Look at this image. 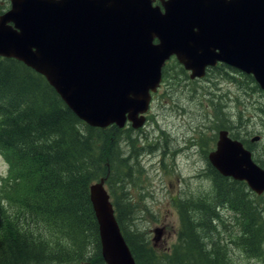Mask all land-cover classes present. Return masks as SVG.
<instances>
[{
	"label": "water",
	"instance_id": "obj_1",
	"mask_svg": "<svg viewBox=\"0 0 264 264\" xmlns=\"http://www.w3.org/2000/svg\"><path fill=\"white\" fill-rule=\"evenodd\" d=\"M10 2L0 15V57L43 75L89 126L122 127L127 120L141 126L139 113L148 109L171 55L191 78L220 61L252 75L264 92V0ZM208 160L221 175L264 191V169L226 129ZM89 197L105 263L135 264L103 178L90 185Z\"/></svg>",
	"mask_w": 264,
	"mask_h": 264
},
{
	"label": "trees",
	"instance_id": "obj_2",
	"mask_svg": "<svg viewBox=\"0 0 264 264\" xmlns=\"http://www.w3.org/2000/svg\"><path fill=\"white\" fill-rule=\"evenodd\" d=\"M224 67L219 64L214 68ZM246 76L253 82L251 75ZM131 129L89 126L41 74L15 58H0V153L7 156L9 174L19 177L15 183L26 180L21 195L9 196L17 210L0 206V264H106L89 186L101 178L108 184L134 183L140 167L138 152L126 151L130 143L136 148V138L129 136ZM120 133L125 135L126 150L115 138ZM131 157L135 161H129ZM209 177L212 193L204 196L203 203L196 204L203 196L195 202L190 198L177 203V241L169 252H163V263L145 244L142 232L128 230L131 205L121 186L123 203L115 196L111 200L136 264H229L225 261L226 253L219 250L223 247L210 239L203 241L197 231L200 222L192 217L197 213L204 217L203 211L207 209L215 221L224 220L219 210L225 208L237 217L241 211L248 212V218L259 227L244 226L240 244L250 252L260 250L264 224L259 217L254 218L245 182L224 177L211 166Z\"/></svg>",
	"mask_w": 264,
	"mask_h": 264
},
{
	"label": "rangeland",
	"instance_id": "obj_3",
	"mask_svg": "<svg viewBox=\"0 0 264 264\" xmlns=\"http://www.w3.org/2000/svg\"><path fill=\"white\" fill-rule=\"evenodd\" d=\"M9 8L10 0H0V15ZM168 65L163 75L165 82L155 96L149 116L144 119L145 125L141 129L132 126L129 136L136 138V148L130 143L126 150L125 135H115L118 144L127 152H138L140 172L134 183H104L110 199L117 197L120 204L124 199L122 189L127 191V202L131 205L128 230L142 232L145 244L162 263L166 255L163 252L171 250L177 240L180 215L176 205L179 200L191 198L195 202L203 196L199 203L196 202L200 205L205 201L204 196L212 193L213 182L209 177L212 165L208 153L216 148L220 129H226L232 138L247 143L255 159L264 164V92L254 78L252 82L246 76L249 74L231 66L210 68L205 77L191 78V71L179 61L173 59ZM129 161L135 160L131 157ZM8 168L7 156L0 153V206L14 211L17 204L9 196L21 195L26 180L16 184L19 177L16 179L8 174ZM5 176L11 177L6 184ZM245 184L254 218L259 217V222L264 224V196H258ZM214 205L217 207V203ZM205 212L204 217L199 213L192 217L200 222L197 231L203 241L210 239L223 247L219 250L226 253L227 263L264 264V240L259 244L260 250L252 252L240 244L244 226L259 227L254 219L248 218V212L241 211V216L237 217L230 208L219 210L223 221L213 220L216 218L208 209ZM62 242L66 243L67 239Z\"/></svg>",
	"mask_w": 264,
	"mask_h": 264
},
{
	"label": "flooded vegetation",
	"instance_id": "obj_4",
	"mask_svg": "<svg viewBox=\"0 0 264 264\" xmlns=\"http://www.w3.org/2000/svg\"><path fill=\"white\" fill-rule=\"evenodd\" d=\"M148 116H149V114L147 113L146 118H147ZM144 125H145V123H144ZM144 125H143V126H144ZM143 126H142V127H143ZM129 127H130V124L127 123V124H126V128H129ZM140 129H141V127H140ZM245 145L248 146L247 143H246ZM249 149H250V148H249ZM250 150L252 151V149H250Z\"/></svg>",
	"mask_w": 264,
	"mask_h": 264
},
{
	"label": "bare ground",
	"instance_id": "obj_5",
	"mask_svg": "<svg viewBox=\"0 0 264 264\" xmlns=\"http://www.w3.org/2000/svg\"><path fill=\"white\" fill-rule=\"evenodd\" d=\"M105 183V182H104Z\"/></svg>",
	"mask_w": 264,
	"mask_h": 264
}]
</instances>
